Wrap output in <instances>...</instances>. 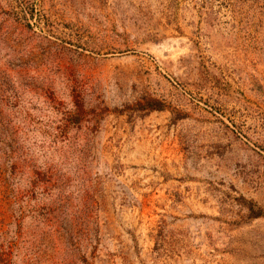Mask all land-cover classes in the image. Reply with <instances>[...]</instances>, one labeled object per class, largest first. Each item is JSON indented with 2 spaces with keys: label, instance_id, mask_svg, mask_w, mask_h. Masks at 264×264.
<instances>
[{
  "label": "rangeland",
  "instance_id": "obj_1",
  "mask_svg": "<svg viewBox=\"0 0 264 264\" xmlns=\"http://www.w3.org/2000/svg\"><path fill=\"white\" fill-rule=\"evenodd\" d=\"M0 264H264V0H0Z\"/></svg>",
  "mask_w": 264,
  "mask_h": 264
}]
</instances>
